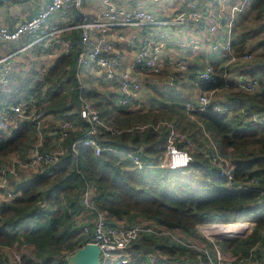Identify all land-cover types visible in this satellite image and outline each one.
I'll list each match as a JSON object with an SVG mask.
<instances>
[{"label": "trees", "instance_id": "trees-1", "mask_svg": "<svg viewBox=\"0 0 264 264\" xmlns=\"http://www.w3.org/2000/svg\"><path fill=\"white\" fill-rule=\"evenodd\" d=\"M262 8L264 0H252L253 10ZM76 40L74 38V42ZM249 51L254 59L253 51ZM75 67L74 52L61 54L44 75V82H37L31 93L48 83V95L57 101L63 95L65 86L75 88ZM213 67L212 79L200 84L202 92L225 88L224 70L217 65ZM248 74L259 79V91L254 95L240 92V107H236V110L241 109L244 113L234 122L229 121L230 116L212 107L192 113L216 139L220 153L234 165L233 185H245L243 188H231L225 178L211 172V164L202 153L195 154V162L186 168L193 171L186 181L179 171L162 170L158 174L157 170L137 171L130 160L120 161L118 156L110 152L96 156L91 148L81 146L78 165L69 158L68 153L59 175L55 178H26L17 186V190L20 189L19 195L0 206V248L14 245L20 249L32 247L37 256L34 258L25 254L23 259L26 264H57V256L63 258L71 250L81 248L89 236L73 242L82 234L74 221L77 215L86 211L81 196L87 182L96 190V208L106 215L107 224L111 226H134L140 217L150 224L198 237L199 225L254 223L249 235L234 242L235 250L232 253L238 259L232 264H261V247L264 246L263 53ZM233 88L230 85L229 89ZM72 94L76 102L78 91L74 89ZM14 97V94L0 92V110L4 103L15 101ZM114 103L111 106L118 112L110 114L107 109L106 115L113 119L111 122L114 126L127 131L120 135L102 133L99 136L101 144L139 153L143 161L159 160L165 149L161 141L167 137V132L134 127L130 113H137L129 112L125 106ZM59 109L64 116L81 121L77 112L66 114V106ZM104 114L101 112V116L107 119ZM253 115L263 120L262 123L244 124L243 119ZM34 131V127L27 124L9 138L0 135V157L23 150L33 140ZM84 132L80 130L70 135L63 142L64 145L71 146ZM130 143L137 147L143 143L149 146L138 151L130 147ZM45 150H49L47 144ZM198 180L200 185L194 183ZM65 197L66 202L63 200ZM247 225L252 226L249 223ZM89 227L92 229V226ZM131 251L134 255L132 264H192L196 259L197 264H210L204 255L199 258V253L170 238L157 237L148 232L140 234ZM153 252L168 256L167 260L151 262L149 257ZM183 256L187 260H182ZM0 264L10 263H3L0 257ZM58 264L67 263L61 260Z\"/></svg>", "mask_w": 264, "mask_h": 264}, {"label": "built area", "instance_id": "built-area-1", "mask_svg": "<svg viewBox=\"0 0 264 264\" xmlns=\"http://www.w3.org/2000/svg\"><path fill=\"white\" fill-rule=\"evenodd\" d=\"M86 1L48 0L30 18L14 26L0 24V92L8 90L14 63L12 59L20 52L40 43H43L45 47L44 56L50 59L58 58L61 54L74 52L76 55L75 71L77 80L74 89L78 91V110L76 112L81 120L78 122L76 118H70L58 121L52 135H58L61 142L53 149L45 150L46 141L43 134V124L46 115L38 102L33 100V96L16 103H4L0 110V135L9 138L20 127L30 124L35 129L36 139L27 150L24 158L14 157L7 164L0 166V206L19 195L20 189L17 190L18 187L16 186L22 177L43 176L45 178H55L61 173L68 153L70 154L69 158L78 165L80 159L79 148L81 146L91 148L96 156L103 152H110L118 156L120 161L130 160L137 171L145 169H155L157 171L160 169L161 171L186 169L195 161V154L202 153L211 164V172L225 178L231 188H243L245 185H233L234 165L220 153L218 145L212 139H209L208 150H206L204 147H199L189 134L177 130L172 123L167 121H159L141 127L142 129L151 128L154 131H159L163 127L167 129L165 149L157 161H143L139 153L101 144L100 134L120 135L127 129H120L114 126L111 121L103 118L99 110L84 94L86 84L82 79L81 71L89 65L95 64L98 66L107 80L116 78L119 73L120 53L118 46L126 40L123 29L180 28L191 21L198 22L200 15L196 4L189 2L187 10L181 11L170 18H160L140 8L122 9L115 0H92L99 2L104 7L94 18H91L85 9ZM247 2L248 0H244L240 6L235 5L231 8L232 21L237 13L244 10ZM71 12L75 14L76 21L67 24L65 21ZM55 14L60 15V24L49 22ZM211 29L212 31L215 30L214 27ZM71 32L77 33L78 39L75 42L67 38V34ZM26 36L30 37L31 40L20 50L5 53V50L1 49L4 44L21 41ZM213 48L220 52L225 68L232 64L249 62L253 57L249 50L237 51L235 49L230 30L226 39L223 42L214 44ZM141 68L152 75H161L167 70L188 74L190 63L185 59L164 57L162 48L152 40L143 43L137 48L135 58L128 70L120 72V105L133 106L135 110L141 108L139 103H135L138 93L141 91L138 76V71ZM213 74L214 67L211 64H206L197 73L201 82L211 80ZM223 76L225 80L224 89H229L230 85H233V89L248 95H254L259 91V79L249 74L231 79L225 71ZM174 82L173 77L169 78V85L172 86ZM214 92L215 90L201 92L194 101L185 103L184 108L187 114L192 115L193 112L212 107L217 112L228 116L232 115V108L223 107L215 98ZM236 113L243 114L244 111L239 109ZM244 119L255 124L263 121L256 115ZM80 130H84V134L77 137L71 146H65L63 142L70 135ZM26 173L29 175L27 176ZM95 196V188L86 182L82 191L81 203L91 216L92 229L84 224V220H87L84 213L77 215L74 223L82 230V233L89 236L87 242H93L99 246L101 250L100 264H132L134 255L131 248L142 232H148L157 237H168L178 244L198 250L203 253H199V258L204 255L208 258L210 264H232L238 259V256H235L231 258L230 262L226 260L227 262L218 261L215 263V256L212 259L207 248L191 241L185 243L177 234L180 232L148 222L147 224L142 223L134 226L108 225L106 215L96 208ZM244 232H238V234L241 233L240 236H242L246 234ZM180 235L182 234L180 233ZM75 251L71 250L65 257H59L57 264L61 260H66V257ZM15 254H13L14 264H26L22 252Z\"/></svg>", "mask_w": 264, "mask_h": 264}, {"label": "crops", "instance_id": "crops-1", "mask_svg": "<svg viewBox=\"0 0 264 264\" xmlns=\"http://www.w3.org/2000/svg\"><path fill=\"white\" fill-rule=\"evenodd\" d=\"M46 1L48 0H29L26 1L27 3L16 2L10 5L0 4V24L14 26L35 15L39 11V9L44 6ZM115 1L117 5L122 9L130 10L140 8L147 10L160 18H170L177 13H180L181 11L187 10L189 2H193L197 6L200 20L198 22L191 21L187 25L180 28L148 27L143 29H123V32L126 35V40L118 46V51L120 53L118 70L119 73L117 74L115 79L107 80L100 68L95 64H91L88 67L82 69L81 76L86 84V98L95 105L92 98L95 96V94L97 96H100L101 100L103 99L102 102L104 109H109L110 111L112 102H116V105H118L120 72L123 70H128L131 62L135 58L137 48H139V46H141L143 43L152 40L162 48L164 57L187 60L190 63V71L188 72V74H185L178 71L167 70L161 75H152L145 69H139L138 76L141 83V91L138 93V98L135 102L140 104L141 108L139 110L142 111L144 108L141 100L145 99L143 98L145 96H147V101L150 104V106H147L149 108L146 109V111H150L151 113H170L174 117L178 113V111L181 110V105V107L183 108V111L181 110V113L184 115H182L184 123L180 124V121L177 120V118L181 120L180 116H176L175 122H173L172 118L173 123H171H175L174 126L176 127V129L181 131L182 129L189 127L190 129H187V131L182 130L181 132L189 134V136L199 147H204L206 150H208V144L211 139L215 144H217L216 139L207 130V128L203 124H201L196 117L187 114L184 106L185 103L194 101L198 94L202 92L200 89L201 81L198 79L197 73L199 70L203 69L206 64L219 66V69H223L224 72L226 71L231 79H236L243 74H248L243 73L245 68L244 66L247 65V62L232 64L225 68L224 60L222 59L220 52L213 48L214 44H216L217 42H223L226 39L229 30L231 31L233 44L238 50L247 49L253 51L254 49L255 51H257L261 44L262 48L264 47V41L262 38L263 36L261 33H255L251 34L250 36H246L247 32L245 30L242 29L240 31L239 28H237L241 13L244 10L241 13H237L232 21L231 8L235 5L240 6L244 0ZM37 2H39V6L34 12H31L29 15L26 14V16L24 17L20 15L24 11L23 7H26L28 3L35 5V3ZM246 6L247 4L245 5L244 9L246 8ZM103 7L104 6L97 1L87 0L85 2V9L91 18H94ZM74 21H76V16L73 12H71L65 22L68 24ZM49 22L51 24H60V15L55 14L52 18H50ZM212 27L215 28L214 31H212ZM67 38L74 40V38H77V33H68ZM30 40L31 38L26 36L21 41L4 44L1 49L5 50V53L14 52L20 50ZM18 43L22 44L20 49H18L17 47ZM44 48V44L40 43L24 51L27 52L26 55L34 52L35 54H42V57L45 58ZM15 57L12 59V61L15 64H19L21 61L16 60ZM56 59L57 58H49L46 60L45 64L49 66L47 68L48 70L53 66ZM145 73H149L150 76L145 75ZM171 77H173L175 80L172 86L169 85V78ZM165 90L169 91L168 94ZM233 92L234 90L222 88L215 90L214 93L215 98L220 104L226 102L227 106L232 107V110H234V112L232 113V118L235 121L237 118L235 114H239L236 113V107H240L238 106L240 100L234 95L236 92ZM142 94H144V96ZM162 95H164V98H168L170 102H158V99L163 98ZM179 100L181 101V103L178 102ZM150 101H152L153 103H151ZM95 107L97 108V110H99L100 113L102 112V110H100L96 105ZM128 109V111H132L133 113H138L139 111L138 109L135 110L133 106ZM52 116H54V114L48 116L47 121L53 123H55V121H59L54 119L56 118V116ZM229 119L231 120V118ZM243 122H245L244 124H247L251 121H247L246 119H244ZM185 124H187V126H184ZM83 213L85 217H87V220H84V224L87 226H92L91 216L89 212L84 211L82 212V214ZM16 249V246L1 247L0 257L2 262H8L12 264L13 254L11 250ZM28 250L32 252L33 248L29 247ZM25 254L29 255L28 251H25Z\"/></svg>", "mask_w": 264, "mask_h": 264}, {"label": "rangeland", "instance_id": "rangeland-1", "mask_svg": "<svg viewBox=\"0 0 264 264\" xmlns=\"http://www.w3.org/2000/svg\"><path fill=\"white\" fill-rule=\"evenodd\" d=\"M25 3H27V2H25ZM30 4L28 3V5L26 7H23L24 11L20 14L22 17L26 16V14L29 15L31 12H34L39 6V2L35 3V5L34 4L30 5ZM246 4H247V6L244 9V11L242 13L240 12L241 13V17L239 19V24H238L237 28H239L240 31L242 29L245 30L247 32L246 36H250L251 34H255V33H261L262 36H263L262 37L263 41H264V8L259 9V10H253L252 9V0H248V2ZM234 24H235V22H234ZM21 46H22V44H20V43L17 44L18 49H20ZM245 50H247V49H245ZM241 51H244V50H241ZM262 53L264 55L262 44L259 46V49L257 51H255L253 49L254 59H252L251 62L250 61L247 62V65L244 66L245 68H244V72L243 73H248L249 72V70L253 67V64L258 60L259 55H261ZM26 54H27V52L22 51L20 54H18L15 57L16 60H20L21 62L19 64L13 63L12 74L10 75V82L8 84V90L6 92H4V93L14 94L15 95L14 98L16 100L13 101L12 103H16V102H18L20 100L29 99V98H31V96H28V95H33V97H32L33 100L38 102L39 106H41L43 108V110L45 111L46 120H45V122L43 124V134H44L45 141L47 142L46 144H47L48 149H53L56 145H58L61 142V140H60L58 135H56V134L51 135L52 133L55 132V128L57 127V122L58 121H55V123L49 122V121H47V117L50 116L51 114H54V116H52V117L56 116V118H54V119L55 120H59V121L71 118V117L64 116V114L62 112H59L60 111L59 108H61V110H62V108H65V106H66L67 109L70 107L68 109L69 111L68 110L66 111L67 112L66 114H68V115H70L73 112H76L78 110L77 100H76V102L74 101L73 94H72L74 88L70 89V88H68V86H65L63 88V91H64L63 95L60 96L57 101H54L48 95V89L50 87L48 83H44V85L41 86L39 89H37V91L35 93H31L32 92L31 90L36 88V83L37 82H44V75L48 71L47 68L49 67L45 63H46V60L49 59V58L48 57H45V58L42 57V54H40V53H36L35 54L33 52V53H29V55H26ZM23 56H25V57H23ZM145 75L150 76L149 73L148 74L145 73ZM76 84H77V82H76ZM231 90H234L233 93L236 92L234 95L237 98H239V99L241 98L240 97V95H241L240 92H238L235 89H231ZM168 92L169 91H166L167 94H168ZM84 94L86 96V89H85ZM142 95L144 96V94H142ZM162 97L164 98V95H162ZM143 98H145V99L141 100V102L144 105L143 110L142 111L139 110L137 114H131L130 113L131 122H132L133 126L135 125L134 127L140 126V128H141L144 125L158 123L159 121H167V122L171 123L172 122V118H173V122H175L176 121V116H180L181 120L177 118V120L180 121V124L184 123V119H183L184 115L181 113V110L183 111V108L181 107V105H180L181 110H179L178 113L174 117L170 113H167V114L166 113H163V114L162 113H151L150 111H146V109L149 108L147 106H150L149 102L147 101L148 100L147 96H145ZM163 98L162 99H158L159 100L158 102H164V101L166 103L170 102V100L168 98H164V99ZM92 100L95 103V105L100 110H102L103 113H105L104 115L106 117H108L107 120L112 121L113 119L110 116L106 115V110L107 109H104V107H103V102H102L103 99L101 100V97L97 96L95 94V96L92 98ZM150 102L153 103L152 101H150ZM178 102L181 103L180 100ZM114 104L116 105V102ZM223 104L225 106H227L226 102H223L222 105ZM130 107L131 106H129V107L127 106L126 110L128 108H130ZM229 107H231V106H229ZM55 110H58V113H56L57 111H55ZM232 111H234V110H232ZM116 112H118V110L114 109V106H112L110 114H116ZM129 112H132V111H129ZM235 116L236 117H241V114L240 113L239 114H235ZM230 118H231V120H229V121L230 122H234V119L232 118V115H230ZM249 123H247V124H249ZM184 126H187V124H185ZM187 129H190V128L187 127L185 129H182V130L183 131H187ZM160 131L166 132L164 127ZM34 139H36L35 131H34V134H33V140H30L28 145L23 150H21L18 153H13V154H10V155H7V156L0 157V166L3 165V164H7L14 157L24 158V156L26 155L27 150L31 147L33 142H35ZM51 144H53V145H51ZM161 144H162V146H165L166 138L161 141ZM176 171H179L180 172L179 174L186 181L190 179V176L193 173L192 169H177ZM159 172H161V169L157 171V174ZM26 175L28 176L29 174L26 173ZM25 179H26L25 177H22L18 181L17 186L20 185ZM194 183L196 185H200V181L199 180L194 182ZM71 196H73V195H71ZM66 199H67L66 197H65V199L63 198L64 202H66ZM45 207H47V206H45ZM136 223L137 224H142V223L143 224H147V222L145 220H143L142 218H140V217H138L136 219ZM248 223L251 224L250 222H248ZM248 223H244L242 225H238V224H241V223H230L231 225L224 224V223H215V224L202 225V226L198 227V232H199L198 233V237H192V236L190 237V236L183 235V234L180 235V233H177V232L176 233L179 235V237L185 243H188V241H191V242H195V243L207 248L208 249V253L210 254L211 258L214 259V256H215V258H216L215 263L218 262V261L219 262H227L226 260H228L230 262L231 258L235 257V255L232 253L235 250V244L236 243H234V242H237L238 240H240V239L246 237L247 235H249V233H250V231H251V229L253 227V226L251 227V225H245V224H248ZM233 225L234 226L237 225V226L235 228H231ZM239 228H242V229H239ZM243 231H245L244 233H246V234L240 236L241 233L238 234V232H243ZM226 232H231V233H235V234L233 236H231L230 234L224 236L223 234L226 233ZM83 237L86 238V235L84 233H82L73 242H75V241L77 242L78 240H80V238H83ZM14 246H16V248H17V250H11L12 254H14V255H16L15 253H17V252H22L25 255V251H28V253H29L28 256H31V257L34 256V258H35V256H37V252L35 250H32V252H30L27 247L20 249L17 245H14ZM191 250H193V249H191ZM193 251H195L196 253L203 254L202 252H200L198 250H193ZM63 253H65V252H63ZM57 254L58 253H56V255ZM14 255H13V259H12L13 264L15 262ZM58 257H60V256H57L56 259H58ZM167 257L168 256H166V255H161L159 252H153L149 258H150L151 262L156 261L158 263L160 260H167ZM182 260H187V258H185V256H183ZM197 262H198L197 259L195 260V262L193 261L194 264H197ZM260 263L264 264V246L261 247ZM253 264H256V263H253Z\"/></svg>", "mask_w": 264, "mask_h": 264}, {"label": "water", "instance_id": "water-1", "mask_svg": "<svg viewBox=\"0 0 264 264\" xmlns=\"http://www.w3.org/2000/svg\"><path fill=\"white\" fill-rule=\"evenodd\" d=\"M29 0H0V4L10 5L16 2H26ZM130 147L143 151L146 145L143 143L141 146H134L133 144H129ZM252 226L254 223H251ZM251 226V227H252ZM100 253L101 250L99 246L93 242H86L81 248L77 249L73 254H69L66 257L67 264H100Z\"/></svg>", "mask_w": 264, "mask_h": 264}, {"label": "bare ground", "instance_id": "bare-ground-1", "mask_svg": "<svg viewBox=\"0 0 264 264\" xmlns=\"http://www.w3.org/2000/svg\"><path fill=\"white\" fill-rule=\"evenodd\" d=\"M237 111V110H236ZM234 112V111H233ZM232 231V230H231ZM228 234H230L231 236H233L235 233H231V232H226V233H224L223 235L225 236V235H228ZM227 238V237H226Z\"/></svg>", "mask_w": 264, "mask_h": 264}]
</instances>
